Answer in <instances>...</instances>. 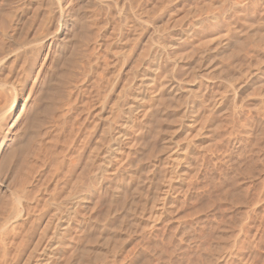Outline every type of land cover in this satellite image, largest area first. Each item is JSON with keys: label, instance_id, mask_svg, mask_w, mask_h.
Listing matches in <instances>:
<instances>
[{"label": "rangeland", "instance_id": "1", "mask_svg": "<svg viewBox=\"0 0 264 264\" xmlns=\"http://www.w3.org/2000/svg\"><path fill=\"white\" fill-rule=\"evenodd\" d=\"M123 2L117 6L118 8L122 7L121 12L118 9L120 20L115 17L123 24L121 26L125 32L122 31L128 35L133 29L132 32L134 33L132 34H135V31L142 34L139 33L138 35V32L137 35L135 34L137 40L134 39L135 42L132 41L134 45L131 44L126 49V52L129 50L130 54L127 52L128 56L127 54L126 57L122 56V59L125 58L119 67L117 81L114 80L116 83L112 84L106 94L108 106H106V115L104 114L105 124L114 113L112 107L114 105L112 104L124 94L125 97L122 98L126 105L131 99L130 93L133 94L136 86L143 80L142 75L145 67H149L152 61L157 60L161 64L160 71L162 72L159 71L158 75L156 74V82L148 89L150 101L152 97L155 99L152 98V105L150 101L146 102L143 104V108L134 114L136 128L134 127V130L132 129L130 132V141L129 139L126 140L129 143L125 141L126 145H123L121 153L117 155V160L108 170L107 178L105 175L107 180L105 179L106 181L104 180L101 185L85 180V186L86 184L88 187L90 186L89 190L87 186L83 189L86 194H83L82 189V191L78 189V192H82L84 197L82 204L80 203L81 205L77 207L71 229L67 230L66 235L62 238L61 246L63 247L57 248L50 264H264V0H123ZM32 5V0H0V20L2 19L0 21V47L3 45V41H7L4 43V47H12L25 37L24 33L29 36L35 31L38 32L41 14L37 13ZM71 6L69 8L73 10L75 4ZM29 13H32V17ZM10 15L12 17L9 18ZM7 18H12L10 32H15H12L15 34L14 38L13 35L11 37L14 40L9 38L7 40V37L2 35L3 27H6L2 23H10ZM31 18L33 19L31 20ZM130 19L131 21H129ZM199 20L202 22L201 25L192 26ZM25 21L27 22L25 23ZM34 23L38 24L35 25ZM174 25L175 27H173ZM29 28L30 31L33 29L30 34L29 30H26ZM186 28H190L188 33L190 36L187 35L181 40H175L181 30H186ZM29 37H34V35ZM151 40L153 41L151 42ZM9 41H11V46ZM149 41L151 45L148 44ZM171 41L175 43L173 48L167 47ZM147 46L152 51L148 50ZM14 47L16 48V46ZM156 51L161 52L160 57L155 56ZM199 58L201 59L199 60ZM21 64L9 63L8 61L0 64V78L4 80L0 84L5 85L4 88L6 89L2 92L3 96H0V103L2 102L0 108L6 103V101H2L3 99L1 100V97L5 99L7 94L9 96L7 99L10 100L12 95L17 94L16 81H18V76L21 73ZM134 65L136 69H133H135L137 76L135 80L132 79V73L129 70ZM213 65H216L213 68L215 70L211 68ZM191 72L193 73L191 74ZM130 75L131 77H129ZM193 76L195 79H192ZM257 77L260 78V81ZM128 78L133 80H130V83L135 81L132 86L128 82ZM123 82L125 85L129 83L131 87L124 86ZM238 83L241 84L240 87ZM170 84H172L171 87H169ZM181 84L190 85L189 87L193 88L194 93L190 95L187 93L186 95L180 89L184 87ZM160 85L166 88L161 86L162 92L171 90L175 93L176 99L178 97V99L183 98L185 101L180 99L181 102L188 100L194 104V108L196 107V111L193 109L194 112L191 113L193 114V116L191 115L192 123L186 120L180 130L181 133H178L180 136L177 138L179 141L183 138L182 142L180 141V145L178 142L176 146V141H178L176 138L177 140L169 146L171 147L169 149H173L172 151L168 149L169 153L164 152L163 144L165 148L167 130L171 124L169 117H171V109H173L176 101H174L175 97L171 99L174 95L161 93ZM173 85L174 87L177 85L176 90L175 88L171 89ZM8 91L13 93L9 95ZM125 91L129 96L125 94ZM26 93H29V86L24 89L17 112L22 108L23 98L27 96ZM180 93L181 96H179ZM158 94L163 99L169 98L168 101L166 99L164 101L169 102L170 105H167L166 102L163 104L162 98H159ZM185 95L188 97L185 98ZM191 95L192 97H190ZM126 98L127 100H124ZM172 101L174 103L171 104ZM156 104H163L164 111L161 109L162 106L158 107ZM125 105H123V109H125ZM169 107L170 110L165 111ZM110 110H113L112 115H110ZM167 112L169 113L167 114ZM160 113L163 115L160 116ZM0 118L2 120L0 121L1 140V135L7 134L6 130L10 124L2 114ZM118 119L119 122L120 118ZM167 119L169 120L167 121ZM117 120L112 121L114 124L116 123L115 125L111 124L112 129L117 126L118 122H114ZM193 120L196 121L194 126ZM159 123L163 124L160 126ZM198 126L202 128L199 129ZM102 129L103 127L98 129L95 136L98 137ZM196 132H198V136L194 134ZM193 134L194 138H192ZM8 136V134L5 135V139H8ZM158 139L164 143L161 144V140ZM187 143L192 145H187ZM178 147L186 149L188 155H185L183 164L188 165L189 168L183 170V166H179L173 173L174 159L172 161L171 157H176ZM151 150L154 156L150 155L152 154ZM174 150L176 151L174 152ZM6 151L7 148L5 153ZM158 151H163V154L158 153ZM154 153L156 156L161 155L162 158L158 156V159ZM84 155L87 154L81 156ZM148 155L151 157L150 160H148ZM81 156L79 157L81 160L75 158V160L70 161L74 165L73 163L68 164L70 168V165L73 167L71 173L73 170L75 172V174L73 172L74 175L71 174L73 176L71 180H75L82 174L83 165H85L83 160L87 156L82 158ZM155 158H157L156 161ZM149 161L151 164H155L151 166ZM81 167H83L82 170ZM78 169L81 170L79 174ZM171 173L174 174V180L169 177ZM131 174L133 175L131 176ZM149 176L153 177V180H150ZM168 178H172L173 181L171 179H169L170 182L167 181ZM147 180L150 185L146 182ZM165 181L166 184L172 185V187L170 186V193L167 195L168 199L166 198V208L157 221V218L154 219L153 216V222L152 215L156 212L157 203L160 201L159 199L156 200V197L162 195L161 191ZM111 182L113 183L111 184ZM156 189L157 191H155ZM142 194L144 196L151 195L148 196L149 198H144ZM133 195L135 198L132 197ZM142 201L147 204L143 205ZM131 207L136 211L130 209ZM141 207L142 209H140ZM144 207L145 211L142 212ZM129 209L138 215L135 216V220L133 213L128 214ZM140 211L141 213L138 214ZM128 218H131V221ZM44 219L48 220L49 216ZM109 237L111 238L109 239ZM108 239L111 246H109ZM33 242L35 243V240L27 242L29 244L22 248L21 260L32 254L35 257L31 259L32 262L37 260L39 253H37Z\"/></svg>", "mask_w": 264, "mask_h": 264}, {"label": "bare ground", "instance_id": "2", "mask_svg": "<svg viewBox=\"0 0 264 264\" xmlns=\"http://www.w3.org/2000/svg\"><path fill=\"white\" fill-rule=\"evenodd\" d=\"M121 3H124L123 0L122 2L121 0H64V1L63 0H32L33 8L37 11V13L39 12V14H41L40 15L41 19H39L40 22H38L40 25L37 28L38 32L35 31L37 33L35 32L34 34L31 33V35L29 36L34 35V37H31V38L28 36V34L24 33L25 37H23L22 40L20 38L21 41L17 44L18 46L12 45L11 41H9V45L11 44L12 47L16 46V48L15 47L12 48L9 46L7 47L6 45H5L6 47H4V43L7 41L5 42L3 41V45H2L3 47L2 46L0 47L1 48L0 49L1 50L0 51V64L5 63L7 61L9 63L10 62L11 63H22L21 64L22 66L20 65L21 73L18 76V81H16L18 90L15 87V89L17 90V94L12 95L10 100L7 99L9 97L7 94H6V97L4 95L5 99L1 97V100L3 99L2 101H6V103L4 102L5 104L4 105L2 104L3 106L0 108V115L1 114L3 115V117L10 124V126L6 130L7 134L9 135L8 139H5V135H7L5 134V135H1V140H0V264H50L52 263L51 260L54 258L57 248L60 247L62 244V240H63L62 238L64 237V235H66L65 233L67 232V230L71 229L70 227L72 224V220L75 217L78 205L80 206L82 204V201L84 198L83 194L85 193L83 189H85L86 186L88 187V184H86L85 186V183H84L85 180L89 181L90 183H94L98 185H101L103 183V181L107 178V175H106L107 172L109 173L108 170H110V168L113 166L114 161L117 160V155L121 153V150H122L123 145L125 144V141L130 138V132L132 131V129L134 130V127L137 125V124L136 125L134 124L135 123L134 114H136L143 108L144 103L150 101L149 99L150 95H149L148 89L156 82V74L159 73L160 68H161L160 62L157 61L156 59H155L156 61H152L150 63L149 67L147 68L145 67L143 71V75H142L143 80L138 84V86H136L135 92L133 94L130 93L131 99L129 102L126 103V105L124 104V101H123V98L125 97L123 93H122L124 96V97L122 96L123 98L120 96L118 97L119 99L116 97L118 99L117 101L113 100L115 101L114 104H112L114 105L112 106L114 108L113 115H112L113 110L112 111L110 110L111 112L110 115H112V118H111L112 120L109 119L110 117L108 116L109 121L110 120L111 121L110 122L108 121L106 122L107 124H105L104 114H105V111H107L106 106H108V104L106 103L107 102L106 100L108 99V97H106V94L109 88L112 87L114 80L117 81L116 77L119 76V67L122 64L121 62L126 57V54L128 56V53H129L128 52L129 50L127 51L128 52L127 53L126 49L131 44H133L132 41L136 39L135 36L137 35V32H138V31H135L136 35L132 34L134 33L132 32L133 31L132 29V31L128 35H125L126 33L124 34L125 30L122 27L123 24H121V22L118 21L120 20V18L118 17L120 16L118 9L120 11L122 7L118 8L117 6H120ZM70 4L71 5L75 4V8L73 7V10L69 8L71 6ZM117 12L119 15L117 14ZM32 13L31 14L29 13L30 16L32 15ZM10 17L12 16L10 15L9 18ZM115 17H118L119 19L116 20ZM33 18H31V20ZM11 19H8L7 21H10L11 23ZM124 20H125V16H124ZM129 21H131V19ZM26 22L27 21H25V23ZM180 22H181V19H180ZM10 23L8 24L2 23V25L6 26L5 28L3 27L2 35L4 37H7V40L8 38L12 40L15 35L12 33L14 31L10 32V30L12 29V23L11 24ZM201 23H202L201 20H199L195 24L192 23L193 24L192 26L201 25ZM15 24L17 23L15 22ZM28 26L30 27V25ZM34 27H31V28H34ZM173 27H175V25ZM135 28L137 29V27ZM190 28L189 29L186 28V30H181V32L178 34V37L174 39L181 40L185 38L187 35H189L188 33H189ZM22 30H24V28H22ZM26 30H29L28 32L30 34V32H32L33 29H31V31H30V28ZM122 30H124V32ZM161 32L163 34V31ZM139 33L141 32H138V35ZM12 35H13V38H11ZM153 40H151V42ZM148 44H150V41L148 42ZM174 46H175L174 41L173 42L171 41V43L167 45V47L169 48L171 47L173 48ZM147 47L149 48V46ZM148 50H151V49L149 48ZM161 51L163 50L161 49ZM160 53L161 52L156 51L155 56L158 57ZM123 55L125 57L122 59ZM200 59L201 58H199V60ZM216 65L215 66L213 65L211 68L212 69L215 68ZM133 68L136 69V66L134 65L132 69ZM132 69L130 68L129 70H131L130 73H132L131 74L132 79L134 78L133 80H135V78L137 77L136 72H135V69L133 70ZM117 73H118V76H117ZM192 73L193 72H191V74ZM131 75L129 77H131ZM161 79L163 80L164 78H161ZM192 79H195V76H193ZM130 80L131 79L128 78V82ZM258 80L260 81V78ZM1 81H4V80L0 78V83ZM129 83L128 85H125L124 83V86H127V87L129 86L130 88L132 86V83H130L131 86ZM1 84H0V96L1 95L3 96L2 92L6 91V89L4 88L5 85H1ZM181 85L184 86L186 84L184 85L181 84ZM238 85L240 87L241 84L238 83ZM26 86H29V93H26L27 96L23 98L24 100L22 102L23 103L22 108L21 110L17 112L19 100L21 96H23V92ZM124 86H122L123 89H124ZM161 86L162 85H160L159 87V90L161 91V93H164V94L166 93L165 95H174L171 97V99L175 97L174 101H176L173 106V109H171L172 112L170 111L171 117H169V119L170 118L171 119L169 122L171 124L169 123L170 126L168 127V130H167L168 131L167 137L164 135L166 137L165 148H167V150H165L164 144H163V149H164V152L166 151L168 152L169 150H171L169 149L171 148L169 146L173 142H175V140L178 139L177 138L178 136H180L178 135V133L183 128L185 121L186 120H188L189 122L192 121L193 118L191 117L193 116V114L191 113L194 112L193 109L195 110L196 107L194 108V104L192 102H189L188 100H186V102H181L180 99L183 101H185V99L183 98L178 99L179 97L176 99L175 93L172 92L171 90H169V92L168 90H164L162 92L161 89H163L162 87L165 88V86H162V87ZM171 86L172 84L169 85V87ZM189 86H184L183 89L182 87L180 89L182 90V92H185L186 95L187 93H189V95L191 93L193 94L194 93L193 88ZM243 86H246V84L245 85L243 84ZM175 87L173 85V88L171 89H174ZM9 91H12V90L9 89ZM11 93L13 92H9L8 94L10 95ZM152 93L154 94V92ZM125 94L128 95L126 91H125ZM161 95L163 96V94ZM186 95L184 96L185 98L188 97V96L186 97ZM179 96H181V93ZM158 97H159V94H158ZM190 97H192V95ZM127 98L124 100H127ZM152 98H151V101H153ZM159 98L158 99L156 98V99L159 100ZM162 99L161 101H163V104L164 102L169 100V98H165L166 101H164L165 99L163 100ZM7 100L9 101L7 102ZM151 101H150V104H151ZM166 103H168L167 105H170L169 102H166ZM172 103L174 102L172 101L171 104ZM163 104L161 105L156 104V105L158 107L162 106L161 109H163ZM123 105H125V109H123L124 108ZM147 110H150V109H147ZM166 110H170V107L168 109H165V111ZM168 113L169 112H167V114ZM162 115L163 114H161L160 116ZM166 115L165 117H168ZM1 118H0V121L3 120V118L2 120ZM118 118H120L119 122H118L119 120ZM169 119H167V121ZM113 120H117L114 122H118L117 126L114 129L111 128L112 127L111 124L113 123L112 122ZM194 120H193V126L196 124L195 123L196 121ZM106 121H107V118H106ZM161 124L163 123H159L160 126ZM6 126H7V123H6ZM102 127L103 129L99 133L98 137L95 136L96 132L98 133L97 130ZM200 127L198 126L199 129ZM187 132L189 133V131ZM197 133L198 132L194 134L198 136ZM194 134L192 135L193 136L192 138H194ZM187 135H184V136H187ZM158 140H161V139H158ZM180 141L179 139L178 141H176V146L178 142H179L178 144L180 145ZM162 142L164 143V141L161 140L160 143L162 144ZM189 144L191 143H187V145ZM6 148H7V151L5 153ZM161 148H160V151H161ZM185 150L183 149V147H180L176 154V157L174 158L173 156L171 157L172 161L174 159V162H173L174 165L172 166L173 173L175 169H177L179 166H183V170H186L189 168L188 165L183 164V161L185 160L184 159L185 155H188L186 154ZM160 151H158V153L161 154L163 151L162 152ZM175 151L176 150H174V152ZM151 153H152V150H151ZM83 154H87L86 155L87 157L84 155L86 158L85 160H83L85 162L84 163L85 165H83L84 168L81 167V170L83 168L82 174L79 177H77L75 180H71V178H73L72 175H74L75 172L73 170L71 173V170L73 169V167L72 165H70L72 168L71 169L68 164L69 163L72 164L73 162H70V161L71 160L73 161V159L75 160V158L80 159L79 157ZM154 154H155V157L158 158L159 155L156 156V153ZM150 155H153V153ZM84 156H81V158ZM149 158L151 157H149L148 155V160H150ZM157 158H155V161L157 160ZM160 158H162V156ZM145 162H146V158H145ZM148 163H150V161ZM148 163L147 165H149ZM154 164H151V166ZM157 164L159 165V162ZM153 167L155 169V166ZM81 170H79L78 174L80 173ZM148 172L150 173V171ZM173 173H171L172 175L170 174L171 176L169 175V177H172L174 180L175 178H174ZM105 175H106V178H105ZM132 175L133 174H131V176ZM134 177H133V180H134ZM130 178L132 180V177ZM148 178L150 180H153V177L149 176ZM172 178H168L167 181L169 179L173 181ZM148 180L146 182H148ZM90 183L89 185H91ZM112 183L113 182H111V184ZM165 184H166V181H165ZM165 184L161 191L162 193V195H160L161 197L160 196L156 197L157 195L155 196L157 198L156 200L159 199L160 201L159 203H157V209H156V212H154V215H152L153 212L151 214L153 222H154L153 216L155 217L154 219L157 218L156 219L157 221L159 219L158 217L163 215L164 210L166 208V203H167L166 198H167V195H169L168 193H170L169 192L171 190L170 186L172 187V185L170 184L165 185ZM78 189L80 190L82 189L83 191L82 190L81 191L83 192V194L82 192L79 193ZM87 189L89 190L90 186ZM133 189L135 190V188ZM155 191H157V189ZM138 192L140 193V191ZM142 195L144 196V194ZM142 195L141 197H143ZM150 195L151 194L145 195L144 198H149ZM132 197L135 198L134 195ZM139 198H140V194H139ZM145 204L147 203L145 202L143 205ZM132 207L130 209L133 210ZM145 207H144V210H142V212L145 211ZM130 209H129L130 212L128 213L129 215H131L130 213H133V211H136V210L132 211ZM140 209H142V207ZM140 213L141 211L138 212V214ZM133 214H132V220H133ZM46 216H49L48 220H46L48 217L44 219ZM135 216L137 217L138 215L134 214V220H135ZM43 225H44V228L42 227ZM45 227H46V230H44ZM47 229L49 232L47 231ZM102 230L103 229H101V231ZM110 238L111 237H109V239ZM104 239L107 240V238H104ZM34 240H35V243L33 242L34 247L37 250V253H39L37 254L38 255L37 260L32 262L31 259L35 258L33 257V254L30 256L27 255L26 258H23L25 260L23 259L21 260L20 256L22 254L21 253L22 248L26 244H29L27 242H32ZM112 240H113V237H112ZM108 243H109V246H111L110 241ZM101 249H102V246H101ZM95 257L97 258V256ZM101 258L103 259V257Z\"/></svg>", "mask_w": 264, "mask_h": 264}]
</instances>
